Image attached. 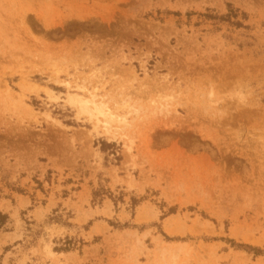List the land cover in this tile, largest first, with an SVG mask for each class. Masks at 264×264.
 <instances>
[{"label":"rangeland","instance_id":"rangeland-1","mask_svg":"<svg viewBox=\"0 0 264 264\" xmlns=\"http://www.w3.org/2000/svg\"><path fill=\"white\" fill-rule=\"evenodd\" d=\"M0 210V264H264V0H0Z\"/></svg>","mask_w":264,"mask_h":264},{"label":"trees","instance_id":"trees-1","mask_svg":"<svg viewBox=\"0 0 264 264\" xmlns=\"http://www.w3.org/2000/svg\"><path fill=\"white\" fill-rule=\"evenodd\" d=\"M244 14V13H243ZM240 14V10L234 8V6H232L231 4L228 5V13L224 14V15H217V14H212V13H204V14H200L201 17H203L205 20H213V21H218V22H228L237 26H242V21L237 20V21H232V18L234 17H238ZM246 15V14H244ZM95 195H97V193H95ZM52 220H56V221H61L62 220V216H54L51 218ZM11 221V217L8 213H5L4 211L0 210V232L3 230H7L8 228V224ZM125 227L130 226L131 224L126 223L124 224ZM68 245H71L72 242L68 241L67 242ZM236 243V242H234ZM235 245H242L245 247H248L250 250L254 251L256 254H262L264 253V249L258 248V247H253V246H249V245H243V244H235Z\"/></svg>","mask_w":264,"mask_h":264},{"label":"bare ground","instance_id":"bare-ground-1","mask_svg":"<svg viewBox=\"0 0 264 264\" xmlns=\"http://www.w3.org/2000/svg\"><path fill=\"white\" fill-rule=\"evenodd\" d=\"M76 99H78V98H76ZM83 100H84V99H83ZM88 103H89V102H88ZM90 103H92V101H91ZM97 105H98V104H97ZM97 105L95 104L94 107L97 106ZM100 105H101V107H95V108H96V111L98 112V114L105 115L107 111H106V112H103L104 109L102 108V107L105 108V106H103V104H100ZM98 106H99V105H98ZM80 107H81L83 110L88 111V113L91 112V110L88 108L89 106L86 105V103H85V104H84V103H80ZM89 110H90V111H89ZM96 111H95V112H96ZM92 114H93V113L91 112L90 115L93 116ZM94 114H96V113H94ZM107 114H108V113H107ZM96 115H97V114H96ZM96 115H95V116H96ZM109 115H110V113H109ZM109 115H107V116H109ZM107 116L105 115V117H107ZM103 117H104V116H103ZM105 117H104V118H105ZM109 117H110V116H109ZM109 119H113V116H112V118H111V117L108 118V120H109ZM104 120H106V118H105ZM98 121H99V120H98ZM109 121H110V120H109ZM105 122H106V121H105ZM111 122H112V121H111ZM109 123H110V122H109ZM109 123H108V124H109ZM108 124L106 123V124H105V127H107Z\"/></svg>","mask_w":264,"mask_h":264}]
</instances>
